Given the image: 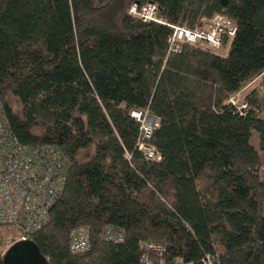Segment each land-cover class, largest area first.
Instances as JSON below:
<instances>
[{
	"label": "trees",
	"instance_id": "obj_1",
	"mask_svg": "<svg viewBox=\"0 0 264 264\" xmlns=\"http://www.w3.org/2000/svg\"><path fill=\"white\" fill-rule=\"evenodd\" d=\"M134 4L192 30L223 14L237 32L218 52L171 54L172 29ZM258 78L264 88V0H0L10 131L68 160L49 223L29 236L49 264H144L145 242L166 249L154 264H264V100L255 89L243 111L229 102ZM132 112L159 120L146 144L160 161L139 150ZM81 226L91 248L73 254ZM108 227L123 242L104 241ZM23 236L0 226V264Z\"/></svg>",
	"mask_w": 264,
	"mask_h": 264
},
{
	"label": "built area",
	"instance_id": "obj_2",
	"mask_svg": "<svg viewBox=\"0 0 264 264\" xmlns=\"http://www.w3.org/2000/svg\"><path fill=\"white\" fill-rule=\"evenodd\" d=\"M130 15L145 23L154 22L170 27L172 33L167 43L171 54H181L185 45L203 46L218 52L226 39L229 47L237 32L233 21L223 14L216 15L208 25L195 30L166 23L158 16V8L154 4L144 7L134 4L130 8ZM245 108L247 104L243 105ZM131 115L141 123L139 150L148 160L160 161L161 155L146 144L159 127V120L142 112H132ZM67 173L68 160L63 151L54 146L23 145L12 135L0 99V226L20 227L24 236L19 241L29 240V236L42 230L49 223L51 208L64 192ZM117 232L108 227L104 241L123 242L124 235ZM90 248L89 228L81 226L73 229L70 233L71 252L83 254ZM141 248L144 251V264H154L151 254L162 257L166 251L165 247L152 242L142 243ZM206 264H212L210 257H207Z\"/></svg>",
	"mask_w": 264,
	"mask_h": 264
},
{
	"label": "water",
	"instance_id": "obj_3",
	"mask_svg": "<svg viewBox=\"0 0 264 264\" xmlns=\"http://www.w3.org/2000/svg\"><path fill=\"white\" fill-rule=\"evenodd\" d=\"M227 0H222L225 6ZM4 264H49L39 247L32 240L18 241L4 256Z\"/></svg>",
	"mask_w": 264,
	"mask_h": 264
},
{
	"label": "rangeland",
	"instance_id": "obj_4",
	"mask_svg": "<svg viewBox=\"0 0 264 264\" xmlns=\"http://www.w3.org/2000/svg\"><path fill=\"white\" fill-rule=\"evenodd\" d=\"M221 55H226L227 54V49L223 50L220 52ZM260 83V78L254 80L253 82H251L243 91L239 92L238 94L234 95L229 102L236 106L240 111H243V105H245V103H247L245 101V97L251 93L253 90L258 89L259 91V99L263 98L262 100H264V88H262L261 86H259ZM261 103V100H260ZM261 106L264 110V101H262ZM248 108V106H247ZM264 116V114H263ZM263 176H264V170H263ZM16 229V228H15Z\"/></svg>",
	"mask_w": 264,
	"mask_h": 264
},
{
	"label": "bare ground",
	"instance_id": "obj_5",
	"mask_svg": "<svg viewBox=\"0 0 264 264\" xmlns=\"http://www.w3.org/2000/svg\"><path fill=\"white\" fill-rule=\"evenodd\" d=\"M143 113V112H142Z\"/></svg>",
	"mask_w": 264,
	"mask_h": 264
}]
</instances>
